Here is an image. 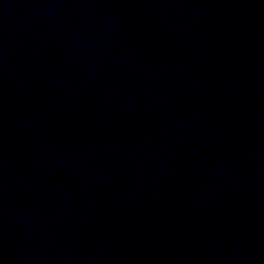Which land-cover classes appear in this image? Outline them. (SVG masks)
Instances as JSON below:
<instances>
[{
  "label": "water",
  "instance_id": "obj_1",
  "mask_svg": "<svg viewBox=\"0 0 264 264\" xmlns=\"http://www.w3.org/2000/svg\"><path fill=\"white\" fill-rule=\"evenodd\" d=\"M0 264H264V0H0Z\"/></svg>",
  "mask_w": 264,
  "mask_h": 264
}]
</instances>
